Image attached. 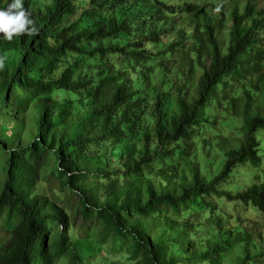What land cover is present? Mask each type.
Returning <instances> with one entry per match:
<instances>
[{
  "label": "trees",
  "instance_id": "16d2710c",
  "mask_svg": "<svg viewBox=\"0 0 264 264\" xmlns=\"http://www.w3.org/2000/svg\"><path fill=\"white\" fill-rule=\"evenodd\" d=\"M11 2L0 0V8ZM33 3L22 0L27 13ZM138 3L51 0L37 12L35 32L16 35L11 41L0 33V150L4 152L0 216H5L8 227L7 236L0 240V264H56L62 258H68V264H86L69 238L74 217L69 219L45 196L34 193L46 156L55 179L76 194L79 205L74 213L83 223L94 220L102 240L110 237L115 245L121 239L127 246L126 260L135 264H223L215 257L221 251L234 252L237 259L228 264L249 260L250 250L244 248L249 243L255 246L257 240L246 237L245 230L234 229L235 236L216 244L218 251L209 259L208 251L196 248L201 240H193L194 235H188L176 218L181 209L198 205L210 192L264 213V182L237 193L216 190L236 166H256L260 161L257 131L264 129V80L259 72L264 9L249 0L242 12L232 7L225 50L211 24L205 21L194 26L188 50L201 73L193 95L181 97L178 113L167 119L160 89L163 83L154 87L150 129L145 105L153 55L142 43L154 42L155 48L161 45L166 51L178 45V40L165 43L175 29L170 17L177 10L159 0L140 9ZM160 8L169 19L160 17ZM195 9L188 3L182 7L197 22ZM217 9L218 24L223 25V6ZM77 57L84 58V65L72 61ZM229 83L240 89L233 110L241 115L243 139L238 148L226 153L219 173L206 181L195 168L189 179L155 169V157L170 158L178 149L163 151V147L184 139ZM61 94L68 97L61 100ZM150 131L156 143L152 154L147 147ZM26 132L29 140L20 146ZM139 134L146 143L135 153L125 145ZM90 180L98 183L90 186ZM52 225L66 230L51 233ZM172 242L177 249L170 248ZM259 250L264 261V245Z\"/></svg>",
  "mask_w": 264,
  "mask_h": 264
},
{
  "label": "rangeland",
  "instance_id": "374dc122",
  "mask_svg": "<svg viewBox=\"0 0 264 264\" xmlns=\"http://www.w3.org/2000/svg\"><path fill=\"white\" fill-rule=\"evenodd\" d=\"M137 1L139 2L136 6L138 9L145 5L148 7L152 2V0ZM159 1L166 5H172L177 10V14L170 17L171 22L175 24V29L165 38V43L168 44L178 40V45L175 44L170 51H166L161 45L155 48L154 42L152 44L148 43L149 45L145 41L142 43L153 55V61L149 65L150 83L148 84L147 103L145 105L150 129L152 128L151 122L154 121L153 119L149 120L153 116L154 101L151 90L154 87L159 86L161 82L163 83L160 89L165 99L163 115L167 119L178 113L177 101L181 97H191L193 95L197 78L201 73L199 63L194 62L193 52L188 50V46L192 45L189 34L194 26L202 25L205 21L211 24L222 50H225L232 7L236 6L238 11L242 12L248 0ZM249 1L253 2L256 7L264 9V0ZM50 3L51 0H34L28 13L33 23L38 21L37 12H41ZM187 3L196 7L194 13L198 15L199 20L197 22L192 21L191 15L182 10L183 5ZM219 5H222L224 9L225 23L223 25L218 24L221 18L217 9ZM159 11L160 17L167 18L169 16L165 11H161V8ZM199 13H201V16ZM129 43H132V41ZM162 48L163 50H160ZM72 61H75L78 66L84 65L83 57L74 58ZM259 72L262 73L261 79L264 80V38L262 40ZM227 87L224 93H219L211 100L204 111L202 121L195 127L190 128L184 139L171 146L163 147V151L175 146H178V149L170 158L155 157L153 161L155 169L169 170L168 174L174 171L178 177L185 176L189 179L192 168H195L206 181L219 173L226 159V153L238 148L243 139L241 115L233 110L237 107V104L233 102L239 97L240 89L235 83H229ZM67 97L66 94L60 95L61 100ZM232 99L234 100L232 101ZM34 113L39 115V110H35ZM149 135L150 140L147 147L148 153L152 154L156 143L152 139V131L149 132ZM141 136L139 134L135 139L127 142L125 147L137 153L141 146L146 143ZM257 138L260 142L257 153L259 163L256 166L248 163L236 166L229 178L217 187V191L237 193L247 186L264 182V129L257 131ZM28 140L29 136L26 132L19 145L24 146ZM45 162L44 169L38 174L39 183L34 193L45 196L49 204L62 209L68 214L69 219L72 216L74 217V226L69 229L68 234L78 256L84 259L86 264H135L123 257L124 249L127 246L124 245L121 239H118L115 245L110 237L102 240L99 227L95 225L94 220L90 223H83L80 215L74 213L79 205L76 194L55 179L49 156H46ZM124 162L127 164L126 161ZM3 167L4 152L0 150V189L4 180ZM97 183L95 180H90L87 184L92 186ZM194 204L192 203V206L188 207L186 211L181 209L179 217L173 218L179 219L184 224L187 234L194 235L193 240H197V238L201 240V245L196 246L197 249L202 248L204 251H208L211 255L209 259H212L218 251L216 250V244H220L222 239L234 237V229H237L240 233L245 230L249 234H245L246 237H252L257 241L255 246L253 243H249L247 248H244V250H250L249 260H241V264H264L263 259H260L258 255L260 247L264 245V213L258 212L246 204L230 202L226 198L211 192L203 196L198 205ZM80 226L82 228H79ZM6 229L8 227L6 226L5 216H0V240L7 236ZM60 229L66 230L63 226L52 225L51 233ZM170 248L175 250L178 247L172 242ZM192 251L198 253L196 250ZM190 252L191 250H185L186 254ZM228 252L231 253L218 252L215 257L223 264L235 263L237 258L233 256L234 252ZM56 264H68V258H62Z\"/></svg>",
  "mask_w": 264,
  "mask_h": 264
},
{
  "label": "clouds",
  "instance_id": "9594fccd",
  "mask_svg": "<svg viewBox=\"0 0 264 264\" xmlns=\"http://www.w3.org/2000/svg\"><path fill=\"white\" fill-rule=\"evenodd\" d=\"M36 29L29 14L22 6V0H12L5 8H0V33L5 40L14 36L35 32Z\"/></svg>",
  "mask_w": 264,
  "mask_h": 264
}]
</instances>
